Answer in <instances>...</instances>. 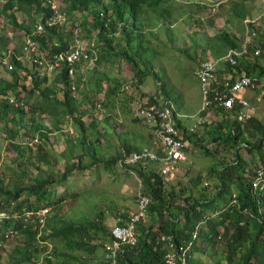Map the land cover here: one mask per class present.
Wrapping results in <instances>:
<instances>
[{"label": "trees", "instance_id": "1", "mask_svg": "<svg viewBox=\"0 0 264 264\" xmlns=\"http://www.w3.org/2000/svg\"><path fill=\"white\" fill-rule=\"evenodd\" d=\"M169 1L64 0L67 6L66 11L71 17V24L68 26L61 24L49 26L47 19L51 13L43 7L41 0H4V4L0 8V16L4 15L11 25L5 23L3 27L0 26V56L3 50H7L12 40V37L7 36L10 28L21 30L23 37L26 36V38L30 37L35 40L39 48L46 50L48 54L65 50L73 37L74 30L78 28L84 37L95 39L97 36L99 39L97 40L102 44V50L105 47V52L111 50L116 58L121 57L126 60L132 67L139 87L142 86L148 76H151L160 87L161 92L159 93L163 97L171 99L168 96L166 84L158 76L151 60L145 56L147 47L144 42V26L141 24V18L146 16L148 11H152L158 18L166 21V17L162 13L170 12L163 6ZM236 10L239 9L236 8ZM158 11L161 12L160 15ZM38 16L42 18L39 19ZM74 17L77 18L76 23L72 22ZM37 23L42 25L43 30L41 32L36 31L35 25ZM3 29H5L4 33ZM260 29L256 22L248 24V30H255L260 34ZM261 35L264 34L261 33L256 40H261L260 43L262 42L264 49V39L260 38ZM219 40L228 49L242 48L239 41L232 38L227 32H222ZM258 44L259 42L256 43V47H259ZM21 49L22 47L18 50L14 49L15 52L11 53L12 67L6 68L8 76H0V119L4 124L5 139L10 141L8 146L15 153L14 163H17L18 168H23L22 159L26 158L29 164H33L35 156H37V162L49 168H53L58 163L56 156L53 157L54 160H50L53 154L46 149V143L49 142V135L52 131L42 124L39 118L42 115H49L54 119L55 130L62 128L60 117L71 116L75 124L80 127L83 137L75 145L70 144V151L71 148L80 151L89 149L86 147L89 144L92 152L89 151L88 153L93 157L92 164L96 165L98 162H102L103 155L98 154L95 142L88 137V132H92V136L96 134V122L92 121L89 125H85L81 120L82 118L76 116L77 113H81L82 117L87 114V111H80L81 107L85 106L86 101H80L74 95L82 82L77 81L76 90L73 91L67 68L64 67L57 73V76L55 75L56 80L50 83L53 76H48L47 73L42 72L40 67L31 60L23 57L18 59V55H21ZM258 56L253 53V49L250 47L247 55L238 58V64L232 66L223 60L220 63L224 62L228 65L231 71L229 73H232L234 78L247 75L257 78L261 83V79L264 78V63H260ZM96 62L97 59L94 68ZM220 63L219 76L222 84ZM79 68L81 67L79 66ZM29 79L33 84L29 94H36L40 100L36 107L33 106L26 113L23 109L16 108L1 100V97L9 95V93H13L14 97L17 98L19 96L18 90L21 93L23 91L21 87L26 89L24 85ZM90 82L94 84L93 87H96L95 91L97 92L101 83L97 82V79H92ZM57 84L62 85V88H58ZM114 86L120 87V84L115 81ZM114 86L112 89L117 90ZM221 87V85H217L213 87V90ZM259 88L254 91L259 90ZM29 94L28 100H30ZM59 94L61 98H58ZM141 95L147 94L142 92ZM212 96L213 91L211 98ZM236 109H239L238 105H236ZM201 114L206 115V112ZM225 115L226 112L223 108L215 109L209 116L212 119L211 123L205 122L193 131L188 130L185 121L176 119L177 129L184 132L183 140L191 148L190 153L193 148H198L203 155L213 157L214 166L210 172L215 178L213 186L215 192L210 197L206 198L201 193L197 197H184V194L189 190L188 187L196 184L201 186L200 177L192 179L189 186L181 187L177 194L174 186H167L165 182L167 179L162 177L158 166L146 169L140 165L119 166L136 174L142 185L139 195L149 197L151 203L146 215L149 220L146 221L143 218L139 224L138 245L122 247L114 264H167L165 260L166 244L161 241V237H169L177 245L185 244L191 240L198 226V236L193 240L191 249L187 253L186 264H264V194L258 193L252 188L255 171L261 164H264V123L253 117L243 125L237 119L226 118ZM189 120L191 124L192 120ZM25 123L29 129V132L26 133L32 132L39 136V144L30 146L24 143L27 137L31 140L34 139V136L31 135H26L22 144L14 141L20 127ZM251 128L261 134L254 142L246 135V132L250 134ZM252 136L256 137L257 134ZM209 142L212 144L208 146ZM241 143L247 144V150L258 152L260 155L259 166L254 169L249 167L248 162L239 154L237 149ZM31 147H36V150L34 151ZM233 148L237 150L236 155L232 151L235 155L233 163L224 162L223 158L220 157L221 153L224 149L231 151ZM124 149L127 153L140 150L139 148ZM70 155L68 150L62 154V158L66 159L67 163L64 172L59 174L62 176L57 180L54 172H45L41 168H38L39 174L32 178L33 180L28 184L13 182L5 184L0 177V210L18 211L20 214L39 211L47 207H55L59 210V204L64 203L66 196L63 195L59 201H56V194L51 191V187L64 186L71 173L77 169L84 170L88 167L83 166L82 163L76 166L74 162H71ZM121 156L120 150V152L109 157L111 160L106 159L109 160L107 164L115 165ZM253 157L255 158L256 155ZM189 158L191 160V154ZM110 169H114V167L111 166ZM23 176H25L24 172H18L19 178ZM201 189L205 190L206 188L201 186ZM232 195H235L236 205L229 203ZM181 197L184 199L181 200ZM137 210L134 212L121 211L116 218L121 217L124 221L130 215L135 214ZM215 212L220 213L219 216H213ZM32 219L35 217L24 222V217H22L21 221L6 222L0 226V247L3 245L1 240H8L6 236L8 227L18 230V234L23 235L25 242L24 245H21L22 247L14 246L8 264H54L48 257L40 263L37 262V254L42 252L41 249H38L40 240L49 241L51 238H58L61 242H66V245L74 246L75 249H80L82 246L90 247L92 246L90 242L100 240V243H94L92 247L98 246L100 249L103 247L105 249V245L109 244L112 239L110 232L104 225L103 212H100L94 221L87 220L81 225L62 221V226L58 228L52 226L51 221H48L40 238H37L41 231L40 226L32 222ZM148 222L149 224H146ZM217 243H224L226 250L216 251L214 244ZM15 251L17 252L14 254ZM54 252V255L57 256V247H55ZM200 256L204 259H201ZM101 264H108V262L103 261Z\"/></svg>", "mask_w": 264, "mask_h": 264}, {"label": "rangeland", "instance_id": "2", "mask_svg": "<svg viewBox=\"0 0 264 264\" xmlns=\"http://www.w3.org/2000/svg\"><path fill=\"white\" fill-rule=\"evenodd\" d=\"M174 4H176L175 1L170 0L163 6L164 9L170 12L165 16L167 20L170 19V16H168L169 14L171 15V13H173V15H176L181 11V8L175 6ZM209 8L210 7L207 5L201 6V8L194 6L192 15L197 17L192 19L201 20L205 23L204 26L200 28V31H206L207 34L212 35L214 32L222 33L220 29L216 28V24H214V18L207 20ZM78 18H80V16H78ZM2 19L5 20L6 24H10L9 20L4 15L0 16V21ZM72 22L76 23L77 18L74 17ZM211 22L213 23L210 24ZM183 24L186 25L187 21H184ZM176 28L177 34L181 37L179 27ZM206 28L210 29L206 30ZM4 31L5 29H3V33ZM9 31L11 33L12 40L10 41L8 47L18 50V48H21L23 44V33L21 32V30H14L13 28H10ZM225 31L228 32V28H226ZM161 32V41H158V39H156L155 42H151V44H145L147 47L145 56L151 60L155 69L159 70L158 76L162 79V82L166 84V90L171 98L170 100L174 101L173 103L174 105L176 104L175 106L177 107L179 112L183 115L192 116L198 112L202 105L199 83L193 71L198 63L206 59L205 54H203L204 48L202 49V46L195 42L196 34L192 35L193 33H189L188 36L183 35L184 37L182 39H180L179 41H177V39L174 43L173 41H167L169 38L165 31L162 30ZM262 36L264 39V35ZM165 40L167 43L165 42ZM178 43L181 44L180 47H178ZM210 44L213 45L224 43L219 39H212L210 40ZM258 45L259 47L255 46V48L253 49V53L255 52V50L260 49L261 55L258 57H260V63H264V49L262 48V42L260 43L259 41ZM210 50H212V47L210 48ZM208 57L214 59V55H208ZM197 61L198 63H196ZM123 67L127 79H125L126 81L123 82V87H121V89L124 95H127L129 109L133 110V104L135 100L134 96L136 93H144V83L142 84V87H139L137 79L132 68H130L129 63H123ZM5 68L6 67H4L0 63V76H8ZM92 69L93 71H95L96 67L91 68L90 71H92ZM87 76L88 81L96 79V73L94 72H92V75L91 73H88ZM145 81L147 84H151L152 82V88L153 83H157L156 80L151 76L147 77ZM24 86L26 87V89L21 87L23 89L21 93L18 90L19 96H17V99H22L30 110L33 106L36 107L37 102H40V100L39 97L36 96V94H29V90L33 88V84L31 83L30 79L25 83ZM260 86L261 87L259 88V90H256L257 94L261 96L259 97V101L257 103H254L256 107L255 117L256 119L262 120V122L264 123V78L261 79ZM125 87H128V89L125 90ZM146 87L150 88V85ZM81 90L82 88H77L76 93L80 94ZM95 90L96 87H92L91 93L87 95V99H84L86 101L85 106H82L80 109V111H87V114L89 115H85L84 117H82L81 113L76 114L77 117L82 118L81 120L85 123V125H89L92 121L97 122V119H99V116L101 114L105 113L107 109H112L111 105H109L108 107L105 106L106 102L104 100L100 101L98 93ZM28 94L30 95L31 101L28 100ZM153 94L157 95L159 94V91L156 90ZM9 95L14 96L13 93H9ZM14 99L17 100L16 98ZM98 105L100 107H98ZM258 113L260 114L261 118L257 116ZM39 118L42 121V124L46 125L54 133V119L52 117H49L48 115H42ZM60 119L62 120L61 129H63L64 132L61 131L59 132L60 134H57L58 131H56L54 134H50L49 142L46 143V149L48 147L47 150H49L50 153L51 151L55 152L51 153L53 154V156L50 157V160H54L55 158L53 157L56 156V162H58L56 165H54L53 168L41 165L40 162H37V156H35L33 164H29L28 160L26 158H23L22 160L24 162V166L23 168H18L17 163H14L15 153L8 146V143L10 141L8 142L5 139L6 133L4 131V124L0 119V177L5 184H11V182L16 184H28L31 182V180H33L32 178H35L36 175L39 174L38 168H41V170L45 172H54L56 180L62 176L59 174L64 172L67 160L64 159V162V160H61V157L59 156L58 152L61 150V144H65V146L66 144H73L74 139H76L77 137L75 135V132L79 135L76 141L81 140L83 136L80 127L75 124L71 116L65 115L60 117ZM185 121L190 123L189 119ZM114 122L116 121L114 120ZM97 125L99 126L98 122ZM107 125L109 127H112L113 118H110V121L107 122ZM26 132H29V129L25 123L20 127L18 135L14 137V141L22 144L26 135H31L34 137L37 136L32 132ZM251 133L257 134L255 130L250 132V135H253ZM92 135V132H88V137L91 138L96 144L95 147L98 151V154L103 155L102 162H98L96 165L92 164L93 157L88 153L91 150L89 144L86 146L89 149H84L81 153L82 155L80 154L81 156L79 157L76 156L77 153H75L72 148L71 151L70 147L68 148L69 153L72 155L71 162H73V159H75L74 163L76 164V166L79 163H82L83 166L88 167H86V169L84 170L77 169L73 174L71 173L64 186L62 185L51 187V191L53 193L55 192L56 194V201H59L63 195L66 196L64 198V203L59 204V210L53 207L51 211V217L49 218V221H51L52 226L60 227L63 224L62 221L72 222L75 225H81L87 220L94 221L95 219H97L98 214L100 212H103L104 225L110 232L111 227L115 223L116 216L119 212H134L137 210L138 197L142 188L140 180L135 173L130 172L127 168L119 167V165H121L119 163V160L121 158L117 160L115 165L107 164V162L111 160L109 158L110 156L112 157L115 153L120 152L121 149H124V147H122L121 149H117L119 144H122L123 137L106 133L104 135L105 142L101 144L100 142L96 141V134L94 136ZM246 135L248 134L246 133ZM80 136L81 138H79ZM63 137L68 138L66 143ZM248 138L252 141H255L258 136ZM211 144L212 142H209L207 145L209 146ZM241 146L245 145L241 143ZM31 148L34 151L36 150V147ZM238 150L239 154L243 155L248 160L250 167L252 165L251 152H246L245 147H242ZM232 151H234V154L236 155L237 150H234L233 148ZM232 151H226L225 149L223 150L220 157L223 158L224 162H226V158H234L235 155ZM190 154L192 164L186 165V168H182L179 176H173L175 177L173 179L167 178L165 182L167 186H174L178 194L181 187L189 186L192 179L200 177L202 181L201 186L206 189L202 190L201 186H197V184L194 186H190L188 187L189 190L187 191V193L184 194V197H197L199 193H201L202 196H206V198L210 197V195H213L215 192V189L213 188L215 178L214 175H212L210 172L211 168L214 166L213 157L203 155L198 148H193ZM111 166H113L114 169H110ZM18 172H24L25 176L19 178ZM183 199L184 198L181 197V200ZM56 216L57 218L55 219ZM145 220H149L147 216L145 217ZM146 224H149V222ZM1 241L3 245L0 247V264H8L11 256L10 253L13 247H22L21 245H24L25 243L23 235L20 234L13 237L12 239ZM48 243L50 245L46 247L45 251L39 252L37 254V262L40 263L47 257L50 258L52 262H54V264H101V262L105 261V254H103L104 249H100V247L98 246L92 247L94 243H100V240L92 241L90 242L92 246H82L80 247V249H75L74 246L66 245V242H61L58 238H51ZM106 246L107 244L105 245V247ZM55 247H57L58 249L57 256L54 255ZM214 249L216 251L219 250L220 252H222L226 250V245H224V243H217L214 244ZM200 258L204 259L202 256H200Z\"/></svg>", "mask_w": 264, "mask_h": 264}, {"label": "built area", "instance_id": "3", "mask_svg": "<svg viewBox=\"0 0 264 264\" xmlns=\"http://www.w3.org/2000/svg\"><path fill=\"white\" fill-rule=\"evenodd\" d=\"M41 1L43 7L51 13L50 17L47 19V24L49 26L58 24L68 26L71 24V17L66 11L67 6L64 0ZM3 4L4 0H0V5L2 6ZM219 6V4H215L210 13L215 14ZM38 18L41 19L42 17L38 16ZM5 23V20L2 19L0 21V26L3 27ZM250 23L253 22L248 21L247 26ZM35 28L37 32L43 30L40 23H37ZM7 36L11 37L10 31L7 33ZM258 36L259 34L257 31L248 30L241 49H232L219 61L204 60L197 64L194 69V75L199 83L202 105L198 112L192 116L179 113L173 101L163 97L160 93L157 95H141V93H136L134 96L135 115L152 130V133L156 137V142L154 147H144L140 150L130 151L129 153H127L125 149H121L122 156L119 160L121 165L119 166L140 165L144 169L158 166L164 179L171 176H178L183 167L191 164L189 158L191 148L188 146L187 142L183 140V131L177 129L176 119L180 121H185L186 119L184 118L191 119L192 123L188 125V130L193 131L205 122L211 123L212 119L209 116L212 115L215 109L223 108L226 112L224 117L237 119L242 123L255 117L256 107L246 97L241 96L240 93L245 90L253 91L259 88L261 83L255 77L242 75L234 78L232 73H229L221 84L219 63L223 60L232 66L238 64V58L247 55L250 47H252V49L255 48ZM100 45L101 43L97 42L96 39L84 37L80 29L77 28L74 30L73 37L68 42L65 50L55 54H48L46 50L39 48L35 40L24 36L21 55H18V59L23 57L31 60L40 67L42 72L53 77L66 67L72 89L75 91L78 81V67L93 68L97 52L101 48ZM12 52H15V50L9 47L7 50L1 52L0 63L6 68L12 67ZM260 53V49L254 52L256 56L260 55ZM217 85H221L222 87L213 90V87ZM127 89L128 87H125V90ZM212 91L213 96L211 98ZM12 97L14 96H3L1 100L16 108L23 109L25 112L29 111L28 106L22 99L16 98L17 100H15V97ZM236 105L239 106V109H236ZM98 107L100 106L98 105ZM202 112H206V115H202ZM24 143L30 146L39 144V136L34 137L32 140L27 137ZM252 188L254 191L264 194V164H261L255 171ZM138 199V210L135 214L130 215L124 221L121 217L115 219V224L110 230L111 242L105 247V261L108 262V264L115 263L116 256L122 250V247H135L139 243V224L147 215L151 201L150 198L145 195H139ZM229 203L230 205H236L235 195H232ZM52 209L51 207H47L39 211L24 212L23 214H20L18 211L8 212L0 210V226L6 222L14 223L16 221H21L22 217H24V222L31 217H35V219H32V222L40 226L41 231L37 237L40 238L43 229L46 228L49 218L51 217ZM219 214L220 213L215 212L213 216H219ZM198 229L199 226L193 233L191 240H188L185 244L181 243L177 245L174 244L169 237H161V241L166 244L167 254L165 260L167 264H186L187 253L191 249L193 240L198 236ZM17 235L18 230H13L11 227L7 228L6 236L8 239H12ZM49 245L47 240H40L38 249L45 251L46 247Z\"/></svg>", "mask_w": 264, "mask_h": 264}, {"label": "crops", "instance_id": "4", "mask_svg": "<svg viewBox=\"0 0 264 264\" xmlns=\"http://www.w3.org/2000/svg\"><path fill=\"white\" fill-rule=\"evenodd\" d=\"M176 4L175 6H178L181 8V11L179 14L171 15L170 19L164 21L162 18H158L157 15H155L152 11H148L146 16H143L141 18V24L144 26V34H145V39L144 42L146 44H151V42H155L156 39L158 41H161V36H162V30L166 32L168 36V42L173 41L175 43V40L179 41L182 39L184 36H188L189 33H193L192 35H195V42L198 43L199 45L202 46V49L204 50L203 54H205L206 59L205 60H210V61H216L219 60L220 58L224 57L227 55L231 50L228 49L224 44H210V40L212 39H219V36L221 33L214 32L212 34H205L204 31H200V28L204 26V22L201 20H196L192 19L197 16L192 15V11L194 6H197L198 8H201V6L207 5L209 6L208 10V19H213L214 18V24H216V28L220 29L221 32H224L226 28H228V34L232 36V38L236 39L239 41L240 47L243 44V40L246 36L247 33V23L248 21H252L253 23L256 22V25H258V28H261L260 34H264V0H174ZM215 4H219L220 7L217 9L215 14H211L210 11L215 6ZM236 8L239 10L237 11ZM159 12V11H158ZM161 12H159L160 15ZM162 15L166 16L165 13H162ZM203 20V19H202ZM168 21V22H167ZM187 21V24L184 25L183 22ZM171 23V24H170ZM211 22L210 24H212ZM189 24V25H188ZM179 27L181 37L177 34V28ZM210 29V28H206ZM259 34V35H260ZM184 35V36H183ZM263 38L261 35L260 38ZM95 39L97 42H99L97 36H95ZM98 39V40H97ZM261 41V40H260ZM166 42V40H165ZM259 42V40H256V43ZM167 43V42H166ZM164 45V44H163ZM101 48L97 52V62H96V70L90 71L91 69L81 67L77 71V77H78V82H83L80 84L78 88H82L80 91V94L75 93V97L80 100L84 101L85 97L91 93L92 87L94 86L93 83L88 81V73L92 72L96 73V79L97 82L101 83L100 89H98L97 93L99 96L100 101L104 100L106 102L105 106H112V109H107L105 113L101 114L99 116V119H97V122L99 123V126L97 125L96 122V141L100 142L101 144L105 142L104 140V135L106 133L108 134H115L118 136L123 137L122 138V144H119L117 149H121L122 147L124 148H129V149H134V148H139L142 149L144 147H154L155 142H156V137L152 133V130L144 124L141 120H139L134 111V104H133V110L129 109L128 106V100H127V95H124L122 92L121 87H123V82L126 81V73L124 71L123 63H126V60H124L121 57L116 58L113 54V51L109 50V52H105V47L102 50V44L100 45ZM175 46V45H174ZM181 44L178 43V47H180ZM164 47V46H162ZM212 47V50L210 48ZM239 47V48H240ZM209 56L214 55L213 58H209ZM219 56V57H216ZM204 61V60H203ZM198 63V61L196 62ZM132 68V67H130ZM157 72L159 70L156 69ZM194 72V71H193ZM230 69L226 63L222 62L220 63V75L221 78L224 79L229 75ZM86 75V76H84ZM57 76V75H56ZM56 76L51 79L50 83H52L54 80H56ZM149 77V76H148ZM117 82L120 84V87L114 86V82ZM158 83H153V88L152 82L151 84H147L146 81H144V86H143V91L147 95H151L154 93V91H160V87L157 85ZM150 88H147L146 86H149ZM58 88H62V85H58ZM113 86L117 89H112ZM141 86V87H142ZM156 87V89H155ZM161 95V94H160ZM241 96L246 97L249 101L254 103H257L259 101V96L257 94V91H252V90H245L240 93ZM169 96V94H168ZM125 97V98H124ZM250 97V99H249ZM256 97V98H254ZM58 98H61V95H58ZM170 98V96H169ZM103 103V102H102ZM176 105V104H175ZM255 106V105H254ZM176 107V106H175ZM177 109V107H176ZM179 112V110L177 109ZM180 113V112H179ZM89 114H86L88 116ZM45 116V115H43ZM49 116V115H48ZM259 118H261L260 114L258 113L257 115ZM51 117V116H49ZM110 118H113V125L112 127H109L107 125V122L110 121ZM256 118V117H255ZM105 119V120H104ZM114 120L116 122H114ZM259 122H262V120L257 119ZM247 122V121H246ZM185 121V124L188 126L190 123ZM263 123V122H262ZM245 124V122L243 123ZM185 127V126H184ZM116 128V130H115ZM123 128V129H122ZM186 128V127H185ZM187 129V128H186ZM254 128H251L250 131H253ZM57 132V134H60L59 132L63 131V129L55 130L54 133ZM256 131V130H255ZM257 132V131H256ZM53 131L50 134H54ZM184 133V132H183ZM248 137L253 138L252 135H250L248 132H246ZM56 134V135H57ZM63 135V134H62ZM75 135L78 137L79 135L75 132ZM258 138L261 136L260 133L257 132ZM76 137V139H77ZM64 141L68 140L67 137H63ZM76 139H74V143L72 145L76 144ZM70 142V141H69ZM68 142V143H69ZM254 142V141H253ZM245 146L238 145L237 149H241L242 147L246 148L245 143H242ZM60 146V145H59ZM70 145L66 144H61V150L58 152L59 156L62 158V154L68 150ZM48 149V147H47ZM233 149H231L232 151ZM75 153L80 155L82 151L76 149L74 150ZM246 152L249 150H245ZM251 152L252 154V165L250 168L254 169L260 164L258 152ZM51 153H55L54 151H51ZM256 155L254 158L253 156ZM72 158V155H70ZM243 156V155H242ZM243 158H245L243 156ZM235 157H231L229 159L226 158V163H233V160ZM246 159V158H245ZM64 160V159H63ZM66 160V159H65ZM64 160V162H65ZM75 159H73L74 162ZM246 162L248 160L246 159ZM67 163V162H66ZM249 164V162H248ZM185 168V167H184ZM75 172V171H74ZM73 172V173H74ZM72 173V174H73ZM175 177H171L173 179ZM62 221V220H61ZM115 224V223H114ZM113 224V225H114ZM61 227V226H60ZM113 227V226H112ZM111 227V228H112ZM59 228V227H58ZM104 249V247H103ZM14 250V247L12 251ZM11 251V253H12ZM17 251L14 252V254ZM10 253V252H9ZM10 253V254H11ZM105 249L103 254H105ZM9 254V255H10ZM13 254V255H14ZM8 262V261H7ZM6 262V263H7Z\"/></svg>", "mask_w": 264, "mask_h": 264}]
</instances>
